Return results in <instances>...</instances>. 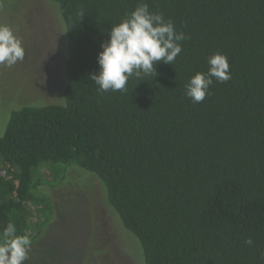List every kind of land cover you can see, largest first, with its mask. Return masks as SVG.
Here are the masks:
<instances>
[{"label": "trees", "instance_id": "1", "mask_svg": "<svg viewBox=\"0 0 264 264\" xmlns=\"http://www.w3.org/2000/svg\"><path fill=\"white\" fill-rule=\"evenodd\" d=\"M47 1L62 97L7 112L0 262L35 247L40 191L75 167L141 264H264V0Z\"/></svg>", "mask_w": 264, "mask_h": 264}, {"label": "rangeland", "instance_id": "2", "mask_svg": "<svg viewBox=\"0 0 264 264\" xmlns=\"http://www.w3.org/2000/svg\"><path fill=\"white\" fill-rule=\"evenodd\" d=\"M64 59L55 6L47 0H0V135L7 112L61 100ZM65 176L63 193L40 191L53 198L55 209L41 239L20 252L15 264H141L135 243L109 213L97 179L75 167Z\"/></svg>", "mask_w": 264, "mask_h": 264}]
</instances>
